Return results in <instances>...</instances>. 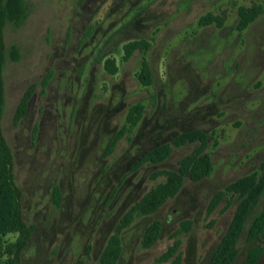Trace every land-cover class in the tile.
Segmentation results:
<instances>
[{
    "label": "rangeland",
    "instance_id": "obj_1",
    "mask_svg": "<svg viewBox=\"0 0 264 264\" xmlns=\"http://www.w3.org/2000/svg\"><path fill=\"white\" fill-rule=\"evenodd\" d=\"M26 1L25 23L6 31L21 59L5 70L3 123L24 218L35 226L21 264H98L127 211L166 181L159 171L178 169L198 145L174 147L155 166H139L141 156L194 129L211 134L205 151L211 173L200 182L187 179L155 215L138 219L118 264H170L159 259L176 240L183 264H209L241 199L229 193L210 209L213 198L264 162V13L247 30L237 29L240 8L264 7V0ZM208 14L225 18L224 26L200 25ZM140 40L150 49L126 61L124 46ZM107 59L116 61V74ZM144 60L151 85L140 80ZM33 86L29 112L16 125L17 107ZM137 105L145 108L141 120L110 151ZM155 220L164 226L162 237L143 248V231ZM184 222L191 230L176 236ZM17 238L0 234V264ZM257 244L245 233L234 264Z\"/></svg>",
    "mask_w": 264,
    "mask_h": 264
},
{
    "label": "trees",
    "instance_id": "obj_2",
    "mask_svg": "<svg viewBox=\"0 0 264 264\" xmlns=\"http://www.w3.org/2000/svg\"><path fill=\"white\" fill-rule=\"evenodd\" d=\"M264 13V7L260 5L252 8L241 7L239 10L238 31L247 30ZM29 17V6L26 0H0V234L17 233L16 242L7 249L9 258L5 264H21L22 256L30 245L35 231V226L25 221L23 210V191L17 185L14 173L15 155L4 132V117L7 106L5 70L10 62H18L21 59V51L18 45L9 46L6 40V31L9 26L19 28ZM225 18L208 14L200 21L202 26L217 25L223 27ZM150 43L145 40L133 41L124 46L125 60L128 61L137 51L149 50ZM106 68L111 74L118 72L114 59L106 60ZM140 80L145 85L153 82V72L150 63L144 60L140 73ZM49 79L43 82L44 87ZM35 87H31L23 96L14 115V123L18 125L27 116L34 95ZM142 105L134 106L128 116V127L119 132L110 144V151L116 147L120 140L135 128L144 114ZM211 134L200 129L188 130L178 135L171 143L161 144L149 151L139 159V166L159 165L164 163L172 155L174 147H183L187 144H197L194 152L184 158L178 169L159 171L156 175L166 178L152 189L145 197L139 200L120 220L113 235L110 237L103 250L98 264H118L124 253V237L134 223L147 216L155 215L170 199L176 197L189 179L200 182L212 171V161L206 149L209 147ZM229 193L238 194L240 203L229 230L216 247L209 264H234L238 258L235 248L240 239L246 233L249 243L258 242L252 247L247 257L241 264H259L264 255V162L260 171L244 177L219 192L212 200L210 209H214L221 199ZM53 201L60 207L62 203V191L59 186L53 190ZM262 207L260 214L250 223L251 217ZM182 230L190 231L192 224L184 222ZM164 226L161 221L155 220L143 231L141 245L149 249L154 247L161 239ZM247 231V232H246ZM181 241L176 240L159 262L170 264H183L182 255L179 253Z\"/></svg>",
    "mask_w": 264,
    "mask_h": 264
}]
</instances>
